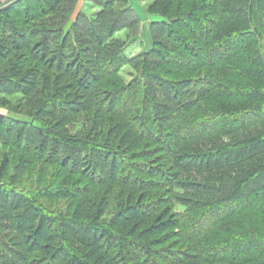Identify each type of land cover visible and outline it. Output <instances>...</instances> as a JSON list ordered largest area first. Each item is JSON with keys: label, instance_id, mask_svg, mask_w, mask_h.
I'll return each instance as SVG.
<instances>
[{"label": "trees", "instance_id": "1", "mask_svg": "<svg viewBox=\"0 0 264 264\" xmlns=\"http://www.w3.org/2000/svg\"><path fill=\"white\" fill-rule=\"evenodd\" d=\"M62 1L0 3V93L27 109L0 113V135L18 172L58 166L52 184L19 190L2 157L0 264H264V88L244 83L264 80V0L159 12L150 49L131 58L128 0L31 27ZM122 27L136 33L118 39Z\"/></svg>", "mask_w": 264, "mask_h": 264}, {"label": "rangeland", "instance_id": "2", "mask_svg": "<svg viewBox=\"0 0 264 264\" xmlns=\"http://www.w3.org/2000/svg\"><path fill=\"white\" fill-rule=\"evenodd\" d=\"M107 0H63L61 7L58 11H44L42 17L35 15L34 19L30 22L31 27L39 26L43 21L49 22L53 21L56 24H62L65 17L68 16L70 20L76 16L77 13H82L89 17H98L99 12L107 8H120L122 6V2L120 0H114L112 3L105 4ZM196 0H128L129 4L137 14L139 18V25L137 31L139 35L137 40L131 43L125 50V55L127 58H131L142 51H146L150 49L152 44V36L150 31V23L153 20L163 19L161 16L156 15L159 12H167L168 15H174L179 13L178 11H186L192 7V2ZM65 6V7H64ZM64 7V8H63ZM67 9V12L66 10ZM264 11V10H263ZM39 13V11L37 12ZM69 13V14H68ZM262 14V11H261ZM52 19V20H51ZM29 24V25H30ZM49 25V24H47ZM134 29L122 27L118 31L115 32V36L118 39L125 40L133 33H136V27ZM133 30V31H132ZM264 31V30H263ZM257 66L254 67L256 69ZM134 72L130 65H125L121 68L119 75L120 78L123 77L126 81L131 80L132 73ZM118 75V76H119ZM258 76V75H257ZM116 78V77H114ZM248 82V85L251 87H259L264 88V80L261 84L257 83L253 80H244V83ZM6 88L11 87L9 83L5 86ZM241 104H239L240 106ZM25 101L21 98L20 94H1L0 93V113L8 114L9 116H19L23 115L26 112ZM18 114V115H17ZM43 120H46V117H43ZM84 119L82 117L78 118L75 123L69 125L70 132L76 133L83 126ZM7 137H3L0 135V161L2 157L7 154L9 155V164L7 169V174L4 178L5 183L7 185L15 186L19 190H34L41 188L45 185H49L53 183V175L57 172L58 166H44L41 163H35L30 167L29 170H26L22 173L18 172L16 166L18 164L19 153H12L11 148L8 145L11 143H7L5 140ZM11 141V140H10ZM25 143V141H24ZM9 145V146H10ZM77 176V175H76ZM76 176H71L72 179L76 178ZM166 189L160 188V195H163ZM41 202L43 205L48 206L51 209L62 210L66 208L67 201L64 197H42ZM4 202V201H2ZM114 205L110 204L105 214L103 215L105 220H109L112 212L114 211ZM185 206L176 203L174 204V211H185ZM163 213L158 214V218H160V222L158 225H161L164 222H168L166 218H163ZM259 227L264 229V223L259 222ZM171 228L166 227V225L162 226L159 229V234H164L169 231ZM222 264V263H218Z\"/></svg>", "mask_w": 264, "mask_h": 264}, {"label": "crops", "instance_id": "3", "mask_svg": "<svg viewBox=\"0 0 264 264\" xmlns=\"http://www.w3.org/2000/svg\"><path fill=\"white\" fill-rule=\"evenodd\" d=\"M10 1H13V0H0V3L6 4V3L10 2Z\"/></svg>", "mask_w": 264, "mask_h": 264}]
</instances>
